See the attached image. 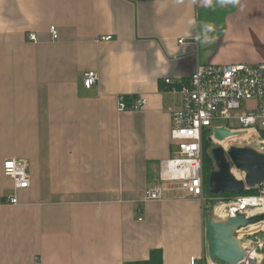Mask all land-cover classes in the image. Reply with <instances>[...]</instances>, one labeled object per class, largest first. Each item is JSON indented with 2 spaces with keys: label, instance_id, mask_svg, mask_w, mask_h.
<instances>
[{
  "label": "crops",
  "instance_id": "0c3cea01",
  "mask_svg": "<svg viewBox=\"0 0 264 264\" xmlns=\"http://www.w3.org/2000/svg\"><path fill=\"white\" fill-rule=\"evenodd\" d=\"M208 63H264V0H0V264L206 257L197 200L143 199L173 153L180 97L163 81L180 89ZM119 96L147 102L119 113ZM18 159L30 184L15 192L2 165Z\"/></svg>",
  "mask_w": 264,
  "mask_h": 264
},
{
  "label": "built area",
  "instance_id": "2783aa9c",
  "mask_svg": "<svg viewBox=\"0 0 264 264\" xmlns=\"http://www.w3.org/2000/svg\"><path fill=\"white\" fill-rule=\"evenodd\" d=\"M49 35L52 41L58 39L55 26H50ZM28 40L36 43V35L29 34ZM110 40L111 36L97 39L99 42ZM98 82L97 72L88 71L83 74L85 89H92ZM163 84L169 93L180 97V106L170 115L169 136L173 153L159 163L158 184L145 191L144 202L168 201L166 191L172 188H178L186 197L197 200L201 206L207 204L209 198L222 199L209 197L206 193L203 142H209L210 139L215 141L213 130L224 128L231 133H245L249 139L244 146L264 155V63L197 65L188 85L177 89L170 79H165ZM146 102V97L139 96L128 105L126 97L119 96L117 112L141 110ZM229 147L228 143L224 150L227 151ZM28 168V162L22 159L3 163V175L10 180L15 192L29 188ZM254 188L258 190V195L237 196L227 204L219 202L225 220L239 214L246 218L264 215L261 210L255 214L247 213L250 209H262L264 206V184ZM262 198L263 201H260ZM4 204L14 207L19 205L15 194L7 196ZM235 236L244 250L240 264L259 263L262 256L260 251L264 248V220L239 229ZM189 264L213 263L207 257L198 259L192 256Z\"/></svg>",
  "mask_w": 264,
  "mask_h": 264
},
{
  "label": "water",
  "instance_id": "95a60500",
  "mask_svg": "<svg viewBox=\"0 0 264 264\" xmlns=\"http://www.w3.org/2000/svg\"><path fill=\"white\" fill-rule=\"evenodd\" d=\"M245 133H231L224 128L213 130V139L218 143L228 138L245 137ZM212 140L210 139L209 142ZM216 170L208 176V194L222 196L225 194L239 196L244 190L264 184V155L249 148L229 147L225 151L222 147L211 150ZM232 168L243 173V180L236 179ZM264 220V215L246 218L236 215L225 221L205 216V239L207 258L211 263L240 264L244 258V250L240 240L235 236L236 231L252 223Z\"/></svg>",
  "mask_w": 264,
  "mask_h": 264
},
{
  "label": "rangeland",
  "instance_id": "374dc122",
  "mask_svg": "<svg viewBox=\"0 0 264 264\" xmlns=\"http://www.w3.org/2000/svg\"><path fill=\"white\" fill-rule=\"evenodd\" d=\"M227 140H229L230 143L227 142ZM233 141H234L233 139H226V140L222 141L221 143H216L213 140L211 142H207V144L204 146V150H205L204 151V153H205V163H204V165L206 166V168H208V166H210V164L212 163L213 164V167H214V170H216V167H215L214 161L212 159V155H211V150L213 148H215V147H223V148H226L227 143H229L230 144V147L233 146V147H238V148H248V147H245L244 145H240L238 142H233ZM239 141L240 142H244V141H241V140H239ZM209 157L211 159V163L208 161V158ZM232 172H233L232 173L233 176L235 175L238 179L243 178L242 173L236 171L233 168H232ZM206 186H208V182L206 183ZM257 191L258 190L256 189V191H254V192H257ZM262 191H264V189ZM219 202H221L222 204H227L229 202V200L226 197H223L222 199H219V200H212L211 198H209L207 204L205 203L203 206L200 205L202 207V211H203V224L205 222V216L208 215V214H210L213 217V219H216V220H219V221H225V219H224L225 217L223 216L224 213L223 214L222 213L218 214L219 212H216L215 211L216 209H219V208L215 207V206H220V205H218ZM213 208H214V210H213ZM205 250H206V255L205 256L207 257L206 239H205ZM260 252L262 253V256L260 257V262L259 263H256V264H264V248ZM213 264H221V263L215 262Z\"/></svg>",
  "mask_w": 264,
  "mask_h": 264
},
{
  "label": "trees",
  "instance_id": "16d2710c",
  "mask_svg": "<svg viewBox=\"0 0 264 264\" xmlns=\"http://www.w3.org/2000/svg\"><path fill=\"white\" fill-rule=\"evenodd\" d=\"M233 142H238L240 145H247L244 142H240L239 140H234ZM206 144H207V141H204L203 142V167H204V183H205V185L208 182V176H209V174L214 171V167H213V164L211 163L210 157L208 158V161L211 163L210 166H208V168H206V166L204 165V163H205V153H204L205 150H204V146ZM254 191H256V188H251L249 190H244L239 196L258 195V191L257 192H254ZM206 193H207V195L209 197H222V198L223 197H226L228 200H230V199H232L234 197H237L236 195H229V194H225V195H222V196H213V195L208 194L207 189H206ZM130 264H151V263H150V261H147V262H132Z\"/></svg>",
  "mask_w": 264,
  "mask_h": 264
},
{
  "label": "bare ground",
  "instance_id": "6f19581e",
  "mask_svg": "<svg viewBox=\"0 0 264 264\" xmlns=\"http://www.w3.org/2000/svg\"><path fill=\"white\" fill-rule=\"evenodd\" d=\"M229 139H233V140H241V141H244L246 144H247V139H249V138H247V136H245V137H239V138H229ZM227 142H229V140H227ZM218 143H221V142H218ZM224 143V142H223ZM223 148V147H222ZM223 149H225V148H223ZM233 173V172H232ZM242 175H243V178H244V174L242 173ZM235 176V175H234ZM235 178L236 179H238L236 176H235ZM243 178H241V179H238V180H243ZM260 201H263V198L260 200ZM260 201L259 200H257L256 202H258V203H260ZM258 203H256V204H253V205H257ZM217 208H219V209H216L215 211L216 212H219L218 214H220V213H222L223 214V212H222V210H223V207L222 206H216ZM264 211V206H263V208L262 209H257V208H255V209H250L249 211H247V213L250 215V214H255V213H257V212H259V211ZM223 216L225 217V215L223 214ZM253 256V255H252ZM250 260V259H249ZM248 264H251V262H249Z\"/></svg>",
  "mask_w": 264,
  "mask_h": 264
}]
</instances>
